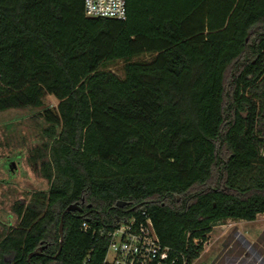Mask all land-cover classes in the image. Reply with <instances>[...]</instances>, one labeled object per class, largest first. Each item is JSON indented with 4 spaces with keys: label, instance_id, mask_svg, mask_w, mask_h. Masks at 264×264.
I'll return each mask as SVG.
<instances>
[{
    "label": "trees",
    "instance_id": "trees-1",
    "mask_svg": "<svg viewBox=\"0 0 264 264\" xmlns=\"http://www.w3.org/2000/svg\"><path fill=\"white\" fill-rule=\"evenodd\" d=\"M118 60L123 77L101 69ZM25 108H43L50 189L15 205L0 264H102L92 230L143 210L192 264L219 221L264 214V0H127L125 20L0 0V112Z\"/></svg>",
    "mask_w": 264,
    "mask_h": 264
},
{
    "label": "rangeland",
    "instance_id": "rangeland-1",
    "mask_svg": "<svg viewBox=\"0 0 264 264\" xmlns=\"http://www.w3.org/2000/svg\"><path fill=\"white\" fill-rule=\"evenodd\" d=\"M152 54L134 60L149 61ZM124 61L106 63L101 69L124 76ZM45 107H57L53 95L44 98ZM43 108L9 109L0 112V235L19 223L17 203L27 205L37 192H47L50 182L31 161L34 149L42 145L40 117ZM10 163L14 164L11 171ZM201 255L192 264H264V214L254 221L225 219L207 235Z\"/></svg>",
    "mask_w": 264,
    "mask_h": 264
},
{
    "label": "built area",
    "instance_id": "built-area-1",
    "mask_svg": "<svg viewBox=\"0 0 264 264\" xmlns=\"http://www.w3.org/2000/svg\"><path fill=\"white\" fill-rule=\"evenodd\" d=\"M84 11L91 18L125 20L127 0H84ZM82 228L87 232L91 225L84 221ZM92 233L97 240L100 236L108 240L102 264H177L178 258L172 255L169 246L162 243L146 210L118 218L111 229H93ZM82 264L93 263L88 257Z\"/></svg>",
    "mask_w": 264,
    "mask_h": 264
},
{
    "label": "water",
    "instance_id": "water-1",
    "mask_svg": "<svg viewBox=\"0 0 264 264\" xmlns=\"http://www.w3.org/2000/svg\"><path fill=\"white\" fill-rule=\"evenodd\" d=\"M10 169L11 171L14 170V164L13 163H10ZM128 203L127 202H124V201H119L117 202V207H124L126 206ZM76 210H81L80 206L78 205V203H75V204H71L69 205L66 209H65V213L66 212H73V211H76ZM60 234L63 235V226H62V223L60 224ZM62 241V239H61ZM46 247V245L44 246H41L40 247V250L39 251H36V252H33L29 255V257H32V256H35V255H40L42 254V251L43 249Z\"/></svg>",
    "mask_w": 264,
    "mask_h": 264
},
{
    "label": "flooded vegetation",
    "instance_id": "flooded-vegetation-1",
    "mask_svg": "<svg viewBox=\"0 0 264 264\" xmlns=\"http://www.w3.org/2000/svg\"><path fill=\"white\" fill-rule=\"evenodd\" d=\"M39 250H40V249H39ZM39 250H38V251H39ZM43 250H44V249H43ZM42 252H43V251H42Z\"/></svg>",
    "mask_w": 264,
    "mask_h": 264
}]
</instances>
